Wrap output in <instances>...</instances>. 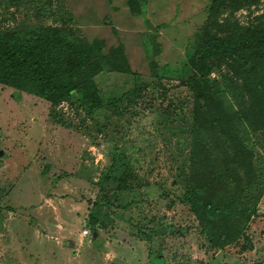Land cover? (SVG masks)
I'll use <instances>...</instances> for the list:
<instances>
[{
	"label": "rangeland",
	"instance_id": "1",
	"mask_svg": "<svg viewBox=\"0 0 264 264\" xmlns=\"http://www.w3.org/2000/svg\"><path fill=\"white\" fill-rule=\"evenodd\" d=\"M136 1L127 18L124 0H0V33L57 28L74 45L123 46L119 64L101 61L93 78L103 108L91 117L72 100L53 107L0 84V264H264V136L236 138L252 154L254 186L225 158L231 138L214 117L197 116L201 74L226 113L250 107L245 62L188 64L205 38L264 31V0L212 12V0ZM104 17L114 30L98 29ZM212 171L224 178L216 201L233 198L257 218L211 251L209 235L222 232L182 202L181 186L204 191Z\"/></svg>",
	"mask_w": 264,
	"mask_h": 264
},
{
	"label": "trees",
	"instance_id": "2",
	"mask_svg": "<svg viewBox=\"0 0 264 264\" xmlns=\"http://www.w3.org/2000/svg\"><path fill=\"white\" fill-rule=\"evenodd\" d=\"M224 1L226 0H212L210 11L216 10ZM124 3L127 18H132L139 12L136 0H124ZM103 20L109 21L110 18L104 17ZM110 22H104L98 29L114 30ZM122 50L123 46L117 45L105 51L102 39H84L78 44H71L61 36L57 28L0 33V84L18 93L37 96L53 107L72 100L86 116L91 117L103 108L93 78L102 71L101 61L108 59L109 64L115 68L122 57ZM220 56L230 60L243 58L245 64L242 71L246 74L243 84H246L245 88L248 90L250 107L244 109L236 104L239 111L234 114L226 113L214 103L220 92L209 87L205 75L201 74L195 84H201V89L206 92L196 96L197 116L201 112L210 113L214 117L219 133L231 138L229 149L232 152H228L225 158H230L241 170H245L252 178V185L259 186L252 173V154L236 138H242L241 135L247 134V131L254 134L260 132L264 136V31L249 30L237 40L220 36L205 38L189 58L188 64L190 69L200 71L206 69L210 59ZM234 86L235 89L238 88V85ZM235 101L238 99L235 98ZM243 123L249 130L244 128L245 131L238 132V125L243 128ZM223 173L226 177L231 174L226 170ZM209 174L204 191L196 184L181 186V200L208 225H213L222 232L217 237L209 235L207 249L212 251L239 240L241 231L233 226L257 218V212L254 209H241L233 198L218 203L217 189L222 186L224 178L218 177L213 171Z\"/></svg>",
	"mask_w": 264,
	"mask_h": 264
},
{
	"label": "crops",
	"instance_id": "3",
	"mask_svg": "<svg viewBox=\"0 0 264 264\" xmlns=\"http://www.w3.org/2000/svg\"><path fill=\"white\" fill-rule=\"evenodd\" d=\"M16 189H18V188H16ZM16 191V190H15ZM88 235H84V234H82V237H87ZM95 236V235H94Z\"/></svg>",
	"mask_w": 264,
	"mask_h": 264
},
{
	"label": "built area",
	"instance_id": "4",
	"mask_svg": "<svg viewBox=\"0 0 264 264\" xmlns=\"http://www.w3.org/2000/svg\"><path fill=\"white\" fill-rule=\"evenodd\" d=\"M87 234V232H84V235Z\"/></svg>",
	"mask_w": 264,
	"mask_h": 264
}]
</instances>
